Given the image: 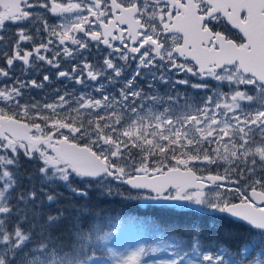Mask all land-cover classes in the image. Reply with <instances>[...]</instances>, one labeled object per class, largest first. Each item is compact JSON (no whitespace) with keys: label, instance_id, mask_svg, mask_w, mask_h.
Returning a JSON list of instances; mask_svg holds the SVG:
<instances>
[{"label":"snow or ice","instance_id":"obj_1","mask_svg":"<svg viewBox=\"0 0 264 264\" xmlns=\"http://www.w3.org/2000/svg\"><path fill=\"white\" fill-rule=\"evenodd\" d=\"M0 264H264V0H0Z\"/></svg>","mask_w":264,"mask_h":264},{"label":"trees","instance_id":"obj_2","mask_svg":"<svg viewBox=\"0 0 264 264\" xmlns=\"http://www.w3.org/2000/svg\"><path fill=\"white\" fill-rule=\"evenodd\" d=\"M92 203L93 206L98 204L99 207L103 208L106 213L110 215L112 218V225L118 221L120 217L119 215L131 214L134 211V215L143 219L144 216H149L151 219L155 217L166 221L175 220L178 218L174 215V210L160 209L155 207L141 208L139 202H125L119 197L97 200L95 194H93ZM184 219H195V216L188 215L185 216Z\"/></svg>","mask_w":264,"mask_h":264},{"label":"rangeland","instance_id":"obj_3","mask_svg":"<svg viewBox=\"0 0 264 264\" xmlns=\"http://www.w3.org/2000/svg\"><path fill=\"white\" fill-rule=\"evenodd\" d=\"M113 187H115V185H113ZM124 220L125 219H121L113 224L115 235L111 238L110 246L119 251L134 248L139 242L143 241V234L141 230H139L133 223H129V220Z\"/></svg>","mask_w":264,"mask_h":264}]
</instances>
